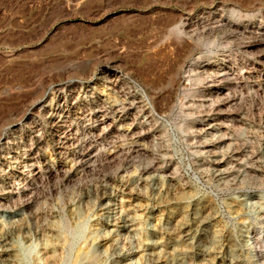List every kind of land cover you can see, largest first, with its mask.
Returning <instances> with one entry per match:
<instances>
[{
  "label": "rangeland",
  "instance_id": "374dc122",
  "mask_svg": "<svg viewBox=\"0 0 264 264\" xmlns=\"http://www.w3.org/2000/svg\"><path fill=\"white\" fill-rule=\"evenodd\" d=\"M157 239L264 264V0H0V264Z\"/></svg>",
  "mask_w": 264,
  "mask_h": 264
},
{
  "label": "bare ground",
  "instance_id": "6f19581e",
  "mask_svg": "<svg viewBox=\"0 0 264 264\" xmlns=\"http://www.w3.org/2000/svg\"><path fill=\"white\" fill-rule=\"evenodd\" d=\"M173 184V183H172ZM172 184H171V187H172ZM176 185V184H175ZM161 188V187H160ZM167 188V187H166ZM169 189V188H168ZM169 191V190H168ZM176 191V190H175ZM170 192V191H169ZM176 193V192H175ZM162 195V194H161ZM181 214V213H180ZM168 216H169V214H167ZM162 216V215H161ZM171 216V215H170ZM178 217V216H177ZM182 217V216H181ZM180 217V218H181ZM207 217V216H206ZM176 218V217H175ZM156 219V218H155ZM178 219V218H177ZM182 219V218H181ZM158 220V219H157ZM156 220V221H157ZM196 220V219H195ZM210 220V219H209ZM169 221V220H168ZM178 221V220H177ZM161 222V221H160ZM166 222V221H165ZM164 222V223H165ZM176 222V221H175ZM206 222V221H205ZM204 222V223H205ZM164 223H162V224H164ZM168 223V222H167ZM159 225V224H158ZM202 225V224H201ZM205 224H203V226H204ZM162 226V225H161ZM164 227V226H163ZM184 226L182 225V224H179L178 225V228H177V234L178 235H181V234H184V228H183ZM197 227V226H196ZM172 228V227H171ZM190 228V227H189ZM199 228V227H198ZM163 230V229H162ZM158 231V230H157ZM163 232V231H162ZM199 233V232H198ZM163 234V233H162ZM187 234H188V232H187ZM206 234V233H205ZM205 234H203V235H205ZM168 235V234H167ZM173 235V234H172ZM189 235V234H188ZM162 236V235H161ZM166 236V235H165ZM185 236V235H184ZM196 236V235H195ZM152 237V236H151ZM179 237V236H178ZM186 237V236H185ZM162 238V237H161ZM200 238V237H199ZM160 239V238H159ZM164 239V238H163ZM173 239V238H172ZM197 239V238H196ZM170 240V239H169ZM157 241H158V239H157ZM172 241V240H171ZM173 242V241H172ZM167 243V242H166ZM187 244H188V242H186ZM182 244V243H181ZM191 244V243H190ZM198 244V243H197ZM177 245H179V244H177ZM176 244L174 245V244H164L163 243V241H158V243H157V245L155 246V247H153L152 249H151V251H150V264H161L162 263V259H163V257H162V255H161V252H160V249H163L164 251H165V253H166V255H172L171 257H173L175 260H177V261H180L181 260V256L182 255H185V254H187V252H186V250H182L181 249V251L180 252H176V246H177ZM190 247V246H189ZM194 250H196V249H194ZM199 250V249H198ZM218 251V250H217ZM191 252V251H190ZM193 253V252H192ZM199 253V252H198ZM203 253V252H202ZM212 253V252H211ZM8 254V253H7ZM221 254V253H220ZM198 254H196V256H197ZM12 256V255H11ZM192 256V255H191ZM200 256H202V255H200ZM205 256V255H204ZM212 256V255H211ZM217 256V255H216ZM219 256V255H218ZM4 257V256H3ZM6 257H8V255H6ZM189 257V256H188ZM209 257H210V255H209ZM215 257V256H214ZM214 257H213V259H214ZM146 258V257H145ZM198 258V257H197ZM218 258V257H217ZM187 259V258H186ZM5 260H7V259H5ZM164 260V259H163ZM216 260V259H215ZM1 261V260H0ZM189 261V260H188ZM194 262V261H193ZM199 263H201V262H199ZM215 263V262H214ZM165 264V263H164Z\"/></svg>",
  "mask_w": 264,
  "mask_h": 264
}]
</instances>
